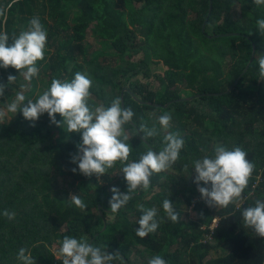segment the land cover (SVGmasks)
<instances>
[{"label": "trees", "instance_id": "trees-1", "mask_svg": "<svg viewBox=\"0 0 264 264\" xmlns=\"http://www.w3.org/2000/svg\"><path fill=\"white\" fill-rule=\"evenodd\" d=\"M34 16L47 32L37 80L29 83L15 69L0 68V84L16 76L0 106L18 92L26 105L52 79L71 80L79 71L92 80L90 106L108 107L119 97L122 108L134 112L124 125L131 137L129 162L149 149L162 150L163 131L143 141L138 130L141 124L159 129L157 117L165 113L172 117L168 131L178 132L184 146L173 166L154 174L147 190L113 213L111 189L127 192L119 162L98 178L73 173L77 165L70 157L80 133L50 124L46 113L35 122L19 111L9 113L11 119L0 123V264H20V248L36 264H62L56 254L66 235L118 252L113 264H148L156 255L167 264H264V238L244 227L241 215L264 201V81L256 63L264 55V36L256 28L264 5L253 0H0V32L8 34L9 43ZM88 35L95 37L97 52L89 53ZM153 66L163 73L154 74ZM217 144L241 147L255 169L242 199L215 209L200 198L191 168ZM67 175L76 184L64 191L59 179ZM74 194L85 202L84 210L70 206ZM166 198L181 217L177 223L164 213ZM138 205L155 207L156 219L162 220L143 239L136 235ZM182 205L197 213L195 221H184ZM4 210L14 212V219ZM214 220L218 224L211 230ZM131 247L140 258L132 257Z\"/></svg>", "mask_w": 264, "mask_h": 264}, {"label": "clouds", "instance_id": "clouds-1", "mask_svg": "<svg viewBox=\"0 0 264 264\" xmlns=\"http://www.w3.org/2000/svg\"><path fill=\"white\" fill-rule=\"evenodd\" d=\"M253 3L257 6L264 5V0H253ZM256 25L264 36V19H258ZM46 44L47 32L38 16L32 17L28 28L14 36L11 43L8 34L0 32V68L11 67L30 83L39 73L37 62L44 60ZM256 63L260 81H264V55H260ZM15 80L16 76L9 75L7 83L0 84V96L4 95L7 85ZM91 86L92 80L88 75L78 71L71 80L52 79L50 86L35 101L28 99L26 105L25 95L18 92L11 103L0 109V123L8 117V113L14 116L19 111L25 120L31 122L37 121L46 113L50 124L66 129L67 133H80L81 139L76 145V152L70 157V162L77 165L72 169L73 173L78 171L86 177L95 175L98 178L119 162L122 165L120 173L127 184V192L121 193L116 187L111 189L112 196L108 204L115 213L139 190H147L154 174H159L176 163L184 140L178 132L168 131L172 117L171 113H165L157 117L159 129L155 125L149 128L141 124L138 130L142 133L143 141L156 137L163 131L165 134L161 141L162 150L154 152L149 149L137 161L129 162L132 148L128 142L131 137L125 133L124 125L131 122L134 112L131 108H122L119 97L114 98L108 107L103 104L90 106ZM56 114L61 117L59 121ZM191 169L195 173L193 183L197 186L200 198L207 206L216 209L227 208L229 204L242 199V193L248 186L255 165L241 147L236 146L229 150L217 144L212 155L205 154L195 160ZM188 176H191L190 172ZM201 182L203 187L200 186ZM69 199L70 206L81 210L86 208L85 202L78 195H70ZM162 206L169 220L174 223L180 221L179 213L168 198L164 199ZM137 207L142 215L137 221L139 228L136 229V235L143 239L154 233L162 220L156 219L155 207ZM3 215L8 219L15 217V213L8 210H4ZM241 215L244 227L252 229L258 237L264 238V201L257 200L254 206L244 208ZM58 244L56 259L62 264H113V261L120 259L118 252H106L83 238L66 235ZM16 258L20 264H36V259L25 248L19 249ZM148 264L167 262L160 255H156Z\"/></svg>", "mask_w": 264, "mask_h": 264}, {"label": "rangeland", "instance_id": "rangeland-1", "mask_svg": "<svg viewBox=\"0 0 264 264\" xmlns=\"http://www.w3.org/2000/svg\"><path fill=\"white\" fill-rule=\"evenodd\" d=\"M85 44L88 45L87 48H89V53H94L95 51L97 52L99 50V45L98 43L95 41V37L88 35V37H86V41ZM106 51H110V49H106ZM153 73L154 74H158L161 75L163 73L162 68L160 67H155L153 66ZM36 80H37V76H35ZM153 80V81H152ZM151 80V83H153V87L156 89L158 88V84H156V82L154 81V79ZM142 82H145L144 79H141ZM19 86H21V88H25V85L23 83H19ZM38 86L40 87L41 84L38 83ZM36 94V93H35ZM32 99V98H31ZM5 108L4 106H0V109ZM8 117H11V115L8 113ZM7 117V118H8ZM76 184V181L73 180V178L70 175L65 176L64 178H60L59 179V188L62 190H72L73 187L72 185ZM150 198V196H149ZM181 210H183L184 212V221L186 222H193L197 219L198 215L196 212L193 211L192 208H187L184 205L181 206ZM112 220V219H111ZM216 225L218 224V221L216 220ZM131 252H132V257L135 258H140V256L138 255V249L131 247ZM213 256L217 257V254H214Z\"/></svg>", "mask_w": 264, "mask_h": 264}, {"label": "built area", "instance_id": "built-area-1", "mask_svg": "<svg viewBox=\"0 0 264 264\" xmlns=\"http://www.w3.org/2000/svg\"><path fill=\"white\" fill-rule=\"evenodd\" d=\"M215 223H216V220L213 221V224L211 226V230H213L216 227V224Z\"/></svg>", "mask_w": 264, "mask_h": 264}, {"label": "water", "instance_id": "water-1", "mask_svg": "<svg viewBox=\"0 0 264 264\" xmlns=\"http://www.w3.org/2000/svg\"><path fill=\"white\" fill-rule=\"evenodd\" d=\"M204 30H205V25H204L203 31H204ZM191 100H193V98L188 99V101H191Z\"/></svg>", "mask_w": 264, "mask_h": 264}]
</instances>
